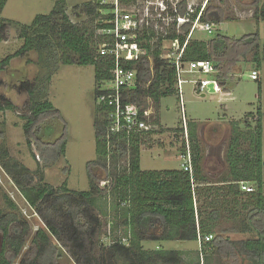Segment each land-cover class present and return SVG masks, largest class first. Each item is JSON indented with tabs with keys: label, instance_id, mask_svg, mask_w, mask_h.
Masks as SVG:
<instances>
[{
	"label": "trees",
	"instance_id": "obj_1",
	"mask_svg": "<svg viewBox=\"0 0 264 264\" xmlns=\"http://www.w3.org/2000/svg\"><path fill=\"white\" fill-rule=\"evenodd\" d=\"M8 0H0V15ZM64 1L58 2L49 15H41L35 18L32 25L25 27L21 38L25 44L18 52L19 57H28L33 51L37 52L39 61L43 67H55L56 74L59 52L72 53L76 56L73 61L67 55L63 56L62 65L80 66L95 68L96 84L98 85L110 78L112 63L98 59V48L103 42V37L98 34L102 27L99 24L100 14L97 4L89 8L78 19L73 22L61 6ZM203 12L201 21L211 23L215 27L224 23L226 18L220 8L209 5ZM257 6L255 16L257 21H264V2L256 0ZM201 7L198 8V11ZM186 11V3L180 6V12ZM95 16L97 18L94 37L83 33L79 24H82L84 17ZM54 18L61 20L60 28H50V21ZM80 18H83L79 21ZM190 25L181 28L182 34L176 31L170 33L167 39L179 40L183 45ZM0 40L9 39L12 36L10 22L0 20ZM56 33L59 38L57 43ZM94 39V40H93ZM151 38H147V46H150ZM163 42L161 38L159 43ZM250 57H252L250 59ZM13 57H8L0 63V72L11 73L10 62ZM212 62L216 69L215 80L227 91L230 83L237 79L236 68L240 65L253 63L256 71L262 67L263 59L259 35H245L242 37H228L222 34H215L208 41L190 40L184 54V62L206 61ZM54 64V65H53ZM56 64V65H55ZM52 68V70H53ZM138 87L133 90L132 102L141 107L149 106L151 100L158 110L156 113L157 131L138 136L136 138L123 139L120 143L114 141L113 150L109 151L105 133V116L103 122L94 124L96 136L97 160L88 164L90 180L109 181L114 183L110 194L115 200V205L124 210L127 225V237L116 240L110 245L109 250L115 255L116 264H200L201 255L197 252V258L193 261H184L179 251L167 250H145L143 243L151 240L156 243L179 242L188 243L198 241L202 237L213 236L212 242L203 247L204 260L206 264H213L216 255L225 259L229 264H239L242 257L246 264H264V179H263V128L261 113L248 114L243 122H231V135L227 152L228 174L217 181L208 179L203 166L204 157L201 151V144L195 132L194 123L188 125V137L192 156L193 174L180 170L167 171H142L141 149L152 142V137L163 132L160 125L159 108L163 99L177 96L175 90L176 72L162 58V52L156 48L152 52V61L143 59L138 65ZM56 71V72H55ZM52 74V73H51ZM22 77L21 86H26ZM260 80V78H259ZM257 80V81H259ZM47 84L51 82V75L47 77ZM33 86V85H32ZM16 88V86H15ZM27 92L32 99L31 116L24 125L26 135L36 141L43 159L48 160L46 150L56 147L51 159L58 160L60 155L66 154L67 128L62 115L55 109L47 99L41 101V96L36 98L38 92L30 86ZM44 88V92H45ZM95 95H97V90ZM43 96V95H42ZM13 107L7 103L0 105V112L11 110ZM100 112L101 109H98ZM57 119L64 124L62 136L54 145L44 144L40 133L43 124L48 119ZM48 136L52 129L47 128ZM183 133V130H175ZM53 136V135H52ZM241 140L249 143L247 150L241 149ZM186 141L184 146H186ZM48 145V146H47ZM183 150V149H182ZM186 149L181 155L185 154ZM128 156V168L115 180L110 178L106 167L108 160H116ZM7 158L8 153L2 154ZM2 159V158H1ZM17 168V167H16ZM102 171V177L99 173ZM28 177H23V180ZM110 178V179H109ZM18 184L22 187L21 183ZM248 184L253 192L242 191L241 185ZM92 190L88 192H75L69 190L67 183L61 190H55L47 186L38 188L22 187L21 193L29 206L36 211L40 220L45 224L46 230L40 229L32 241L33 255L23 259L20 264H60L67 256L73 264H99V260L93 256L95 239L100 238L101 220L96 215L99 198L94 194L97 190L96 184L91 183ZM213 195L217 200L202 204V199H210ZM223 199H219V198ZM230 204L233 208L231 214L235 218H242L241 230L256 235L247 241H232L215 232V225L221 218V209ZM12 210L16 208L11 204ZM19 219L16 215L2 216L0 211V234L4 237V248L0 252V264H14L20 256L24 247V236L28 228L23 225L18 227ZM11 232L13 234H11ZM53 236L57 244L50 241ZM128 244V245H127ZM11 252L10 258L7 252Z\"/></svg>",
	"mask_w": 264,
	"mask_h": 264
},
{
	"label": "rangeland",
	"instance_id": "obj_2",
	"mask_svg": "<svg viewBox=\"0 0 264 264\" xmlns=\"http://www.w3.org/2000/svg\"><path fill=\"white\" fill-rule=\"evenodd\" d=\"M61 1H64L61 6L73 22L78 19V14L84 15L89 8L94 7L95 3V0H8L0 15V20L10 22L12 26L11 38L0 40V63L8 57H13L9 69L11 73L4 70L0 72V105L5 106L9 103L13 107L11 110L0 112V211L2 216L16 215L19 222L15 226L20 227V224L28 228L24 236L25 247L14 262V264H20L23 259L33 255L32 241L37 232L40 229L46 230L45 224L40 220L36 211L29 206L23 197L22 187L47 186L59 191L67 183V187L71 191L88 192L92 190L91 183L93 182L97 187V190H93L94 194L98 198L100 197L96 215L102 222L100 232H98L100 238H96L94 241L96 246L93 256L99 260V264H116L115 255L109 248L114 241L119 239L124 241L127 237L128 228L125 224L124 210L117 209L115 200L110 194L115 184L111 180L107 182L99 179L97 181L90 180L88 169V164L97 160L94 124L104 121L103 112L98 110L96 104L95 68L93 66H64L61 63V58L64 55L71 57L73 61L77 58L72 53L66 52L64 54L61 51L57 62L56 71H58L54 74L55 67H43L35 51L25 58L17 56L25 44V40L21 38V33L25 27L32 25L36 17L49 15L57 3ZM192 1L197 6L209 0ZM209 5L220 8L228 21L217 26L212 35L202 29L198 30L193 39L208 41L217 33L232 38L257 34L259 35L263 59L262 67L259 70V81H254L249 77L253 71H256L253 63L240 65L236 68L237 79L232 84L230 83L227 91L224 90V93L229 92L230 96L206 94L204 98H201L195 94L193 85L185 84L183 86L186 121H194L202 129L199 143L204 157L203 166L208 179L217 181L228 174L227 152L230 144V133L228 134L227 130L224 129L225 132L222 131L221 135L222 139L218 144H215L211 132L207 131L212 129L211 126L204 124L221 125L224 119L245 123V116L253 113L254 119H256L257 113L260 112L263 128L264 162V21H257L256 19V0H210ZM82 19L80 18L79 21ZM96 24L97 18L92 15L84 17L79 27L83 33L94 37ZM61 25L62 22L58 18L50 21V28L54 26L60 28ZM166 29L168 35L176 31L173 25H166ZM0 33L3 35V32ZM52 36L56 37L54 41L60 43L56 33L53 32ZM166 51L167 48L164 52ZM49 75H51V82L47 84L46 80ZM22 77L25 78L24 83L29 81L24 87L21 86ZM184 78L189 80L208 77L194 75ZM30 86L38 92L36 98L41 96V101L46 99L50 101L65 121L67 128L66 154L60 155L56 161L51 159L52 155L58 152L56 147L53 149L52 146L51 150L50 146L47 148L48 160H45L39 152L36 141L31 140V145H28L29 137L25 133L24 125L27 123V119L32 118L30 111L32 99L27 92V88L31 89ZM44 88L46 89L45 92ZM150 107L154 113H158L155 105H150ZM160 113L168 128L183 127L177 96L163 99L160 105ZM229 123L228 126H231V122ZM47 128L52 129L50 136L46 132ZM63 130L64 124L62 122L56 118L48 119L43 124L40 133L42 142L48 145L56 144L61 138ZM182 139L183 136L178 134L177 138L174 136V132L169 130H165L163 134L159 132L155 134L152 137V142L141 149V169L144 171L180 170L184 161L179 153L182 154L185 147V140L182 142ZM178 144L181 145L179 148L174 146ZM248 148L249 143L241 140V149L247 150ZM6 152L9 157H1ZM106 167L110 173V178L115 180L117 176L120 177L121 173L127 170L128 156L120 157L118 161L108 160ZM100 172L99 178L102 177L103 173ZM25 176L28 178L23 180ZM18 182L21 183L22 187ZM217 199L218 197L213 195L208 200L202 199V204L206 202L204 207L207 208L209 203ZM11 204L16 208L15 210L11 209ZM232 208L228 204L221 209L222 215L215 225V232L235 242L247 241L255 237L256 235L237 232L241 230L240 221L242 218H235L230 213ZM234 230L237 231L234 232ZM11 234L13 233L11 232ZM50 241L57 244L56 239L51 235ZM143 245L144 249L149 251L158 250L159 247L162 250L179 251L182 253L181 257L187 262L194 261L199 251L196 242L156 243L149 240ZM3 248L4 237L0 234V252L3 251ZM11 255L12 253L8 251V258ZM215 257L216 261L213 264H229L227 260L221 259L217 255ZM239 260V264H246L242 257ZM60 264L73 263L65 256Z\"/></svg>",
	"mask_w": 264,
	"mask_h": 264
},
{
	"label": "built area",
	"instance_id": "obj_3",
	"mask_svg": "<svg viewBox=\"0 0 264 264\" xmlns=\"http://www.w3.org/2000/svg\"><path fill=\"white\" fill-rule=\"evenodd\" d=\"M186 3V11L182 14L180 6ZM102 25L98 34L103 37V42L98 48V59L110 61L112 70L110 78L102 81L97 87L96 104L105 116V133L109 151L113 150L114 141L120 143L123 139L136 138L158 130L156 113L150 105L141 107L132 102L133 90L138 87V65L143 59L152 61V52L159 47L162 58L176 72L175 90L182 113L186 153L181 155L183 164L181 168L193 174L192 156L188 137V125L185 117V103L183 86H194L197 96L206 94L226 95L224 89L215 80L216 69L211 61L184 62L185 50L198 30L212 35L215 26L201 21L208 1L197 5L191 0H95ZM201 9L198 11V8ZM166 25H173L178 34L181 28L190 25L183 45L179 40L167 39ZM147 38H151L147 46ZM163 42L159 43L160 39ZM169 44V47H167ZM167 48V51H165ZM199 75L208 78L185 79V76ZM250 79L257 81L260 78L258 71L250 74ZM213 84L214 92L209 86ZM244 192L251 193L253 188L242 184ZM213 236L202 237L199 235L197 244L201 255L200 264H206L203 247L212 242Z\"/></svg>",
	"mask_w": 264,
	"mask_h": 264
},
{
	"label": "crops",
	"instance_id": "obj_4",
	"mask_svg": "<svg viewBox=\"0 0 264 264\" xmlns=\"http://www.w3.org/2000/svg\"><path fill=\"white\" fill-rule=\"evenodd\" d=\"M222 96V95H221ZM226 96H230V93L228 92L226 95H224L223 97H226ZM181 115H182V113H181ZM161 117V118H160ZM159 118L161 119H159L160 120V125H161V127H162V129H163V132H162V134L165 132V130H169L170 132H174L175 130H183V127H177L176 129H171V128H168V126L163 122V119H162V116H161V113H160V108H159ZM235 121V120H234ZM183 122V121H182ZM187 122V125H189L190 123H194V125H195V132L197 133V135H198V138H199V136L202 134V129H200V127L198 126V124L196 123V122H194V121H189V120H187L186 121ZM229 122H232L231 120L230 121H227V119H224V121L221 123V125H219V124H216V125H211V124H204V125H209V126H211V128L212 129H209V130H207V131H209V132H211V134H212V137H213V142L215 143V144H218L219 142H220V140L222 139V131H224V129L225 130H227V133L229 134L230 133V135H231V131H230V128H231V126H228L230 123ZM163 126H164V128H163ZM201 126V125H200ZM213 126V127H212ZM183 132H184V130H183ZM225 132V131H224ZM179 135H181V136H183V133H178ZM174 136H177V138H178V135L174 132ZM230 138V137H229ZM182 142H183V139H182ZM175 147H180L181 145L180 144H178V145H174ZM179 155L181 156V154L179 153ZM141 163V162H140ZM142 171H144L143 169H141ZM217 170V169H216ZM151 171H153V170H151ZM157 171H167V170H157ZM206 198H204L203 200H205ZM219 199H223L222 197L221 198H219ZM145 243V242H144ZM143 243V244H144ZM144 246V245H143ZM159 247V246H158ZM157 247V248H158ZM159 249V248H158Z\"/></svg>",
	"mask_w": 264,
	"mask_h": 264
},
{
	"label": "water",
	"instance_id": "obj_5",
	"mask_svg": "<svg viewBox=\"0 0 264 264\" xmlns=\"http://www.w3.org/2000/svg\"><path fill=\"white\" fill-rule=\"evenodd\" d=\"M209 90H210L211 93L214 92V90H213V84H211V85L209 86ZM204 97H205L204 95L201 96V98H204Z\"/></svg>",
	"mask_w": 264,
	"mask_h": 264
}]
</instances>
